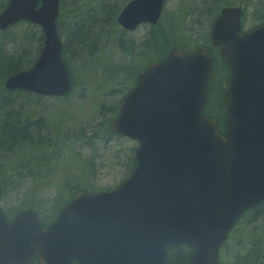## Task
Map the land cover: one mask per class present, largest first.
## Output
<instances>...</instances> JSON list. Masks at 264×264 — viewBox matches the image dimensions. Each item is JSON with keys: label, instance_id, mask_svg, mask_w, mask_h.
<instances>
[{"label": "water", "instance_id": "1", "mask_svg": "<svg viewBox=\"0 0 264 264\" xmlns=\"http://www.w3.org/2000/svg\"><path fill=\"white\" fill-rule=\"evenodd\" d=\"M166 0H130L124 31L158 22ZM60 0H8L0 32L19 22L43 34L33 66L8 77V91L62 97L71 81L57 32ZM242 6L213 19L209 41L228 68L224 131L205 115L211 52L171 50L149 63L108 124L137 143L131 175L112 190L80 191L42 225L25 209H0V264H166L169 247L191 249L187 264H219V250L242 214L264 201V22L242 32ZM2 189L0 187V197Z\"/></svg>", "mask_w": 264, "mask_h": 264}, {"label": "trees", "instance_id": "2", "mask_svg": "<svg viewBox=\"0 0 264 264\" xmlns=\"http://www.w3.org/2000/svg\"><path fill=\"white\" fill-rule=\"evenodd\" d=\"M7 1L8 0H0V12L4 9ZM250 2L254 9V26L261 25L264 22V0H190L189 6L180 7L172 14H166L164 9H162L158 22L155 25H151V30L145 41L140 44L141 46L139 47V50H136L133 53L135 56L134 59H130L131 62L123 65H116L109 72H103L104 69H102L101 66L95 68L92 64L89 65V69H86L87 71L96 74L99 71L101 77L98 79H103L102 77H105L107 74L104 82L112 83L116 81L117 83L123 84L124 92L115 104L105 105L100 103L98 108L99 115L102 116L103 114L108 113L109 118L106 121L107 123L117 117L121 99L134 86L137 74L144 69L147 64L164 59L171 50L179 49L189 52L197 46H205L210 50L213 59V69L208 81V97L205 114L217 121L218 131L222 134L224 130V109L226 108L227 103L229 71L224 63H222L218 55V50L213 48L209 43V30L213 19L218 15L221 8L241 3L244 11ZM64 4L65 0H61L60 15L57 18L56 27L62 42V59L72 85L71 91L69 92L70 94L75 89L87 88V81H90L91 84L95 82L93 79L89 80V78L86 77L85 82H76L74 75L71 72L70 61L68 60L69 52L72 51L71 47L75 49L74 53H77V57H82L84 49H89L90 46H95L97 44L94 36H96L97 39L100 38L101 33L104 31L103 24L106 23L108 17H104L105 12H100L98 15L97 13H93L94 9L92 8L88 10L85 9L81 14L82 16L77 12H74L75 15H70L71 24L66 27L63 25L62 18H60L64 12ZM122 7L123 6L118 7L116 13L111 18L114 24H116V17ZM201 17L206 18L205 28H207L202 29L203 31L201 30L199 32L200 35L201 33L204 34V37L200 43L198 42L195 44L197 41L195 39H188V36H186L185 33L191 29V24L189 23L194 22L196 18L198 19ZM21 24H26V27H29L28 30L24 33L14 31V28ZM118 27L115 26L117 29ZM124 33L126 32L120 28L118 33V41L120 45H122L123 39L121 36H123ZM4 34L9 36L10 40L16 42V48L11 51L0 45V187L2 193L6 190L18 192L24 188L26 193L34 195L35 192L33 191V188L28 189V187H24L27 181H31L33 184L38 185L42 182H52L56 180L59 183L60 190L51 197L52 206L49 212H46L45 215H43L40 205H33L30 202L27 203V201L22 202L20 206H12L11 213L8 211H3V213L7 219H12L20 211L26 208H32L37 211L42 224L45 225L56 218L61 207L77 192L86 191L88 193H97L103 190L93 188L94 184L90 177V175L92 176V163L90 160L85 161V166L83 168L86 169V174L82 177L80 176V179L77 181L78 184L67 183V181H70L68 180L69 176H64V174L59 178L56 176L53 178H39V173H45L47 169H50L48 166L51 159L54 160L55 158L56 161H58L60 147L64 146L66 142L65 138L68 136L69 132H67L66 128L64 131H60L59 127L55 126L53 130L49 129L48 132L43 133V126L41 125L42 120L37 119L36 121H32L33 119H31L30 115H25L26 111L21 109V112H19V109L21 108L19 105L22 102L29 103L43 97L24 91H8L4 88V82L8 77L20 71L28 70L33 66L34 62L40 55L42 48L43 35L41 30L36 25L29 22H20L9 27L5 31L0 32V38L4 36ZM62 38H64V40H62ZM32 40H36L34 53H32V49L28 44ZM190 45L191 47H189ZM136 60H140L141 62L139 68L134 64V66L132 65V62ZM80 66L81 68L78 69L79 71L82 70L84 63L80 64ZM217 75L220 76V81L215 83ZM224 75L225 77L222 78ZM214 93H218V98L215 100L212 99ZM67 95L61 97L60 101H68L69 98H67ZM224 97L225 100L223 102ZM20 98L22 99V102L19 104L18 100ZM212 106L218 107V109L222 111V114L219 112L212 113L210 111ZM46 123L49 125L48 122H45V124ZM107 123L103 122V124H97L96 126L98 128L96 126L95 128L88 127L87 143H91L94 138L100 139L101 142H106L111 136L117 137L118 139L124 138L119 134L109 132ZM82 133V130L78 133L79 135L76 132L74 139L79 141L84 139ZM128 140L133 141L132 139ZM135 147L136 144L126 153L127 158L125 166H127V173L122 181L127 179L134 170ZM47 149H50L48 154L45 153ZM22 151L28 152L27 158H20ZM5 153H10L7 159L12 157V160H4L2 157ZM51 201L48 200V202L41 205H48ZM38 210L41 212H38ZM243 223H245L246 227L245 238L249 241V248L242 254L244 244L240 239L236 241V245L233 244L231 246H228L226 241L222 246L221 252L224 249L225 253L228 254L227 256L231 257L232 261L220 260V264H264V201L255 208L245 212L237 222L231 235L234 233L237 226L240 224L242 225ZM190 253V248L185 245L169 247L166 250V264H187ZM32 264L39 263L35 260Z\"/></svg>", "mask_w": 264, "mask_h": 264}, {"label": "rangeland", "instance_id": "3", "mask_svg": "<svg viewBox=\"0 0 264 264\" xmlns=\"http://www.w3.org/2000/svg\"><path fill=\"white\" fill-rule=\"evenodd\" d=\"M128 1L129 0H65L64 12L60 18H62L63 25L66 27L71 24V17H69L70 15H73L74 12H77L81 15L85 9L88 10L92 8L94 9L93 13L95 14L105 12L104 17L108 18L106 23L104 22L105 24H103L104 31L101 33L100 38L97 39V37L94 36V39L97 42L95 46H90L89 49H84L82 57H77V53H74L75 49L71 47L72 51H70L68 55V60L70 61L71 65V72L74 75L76 82H85L86 77L89 78V80L93 79L95 81L94 83L91 84L90 81H87V88L75 89L72 93L67 95L69 100L66 102L63 100L60 101V98L57 99L52 97L36 99L29 103L22 102L21 98L18 100L19 104L22 102L19 105V107H21L19 112H21V109L26 111L25 115H30L31 119H33L32 121H36L37 119L42 120L41 125L43 126V133L48 132L49 129L53 130L55 126H58L60 131H64L66 128L67 132H69L68 136L65 138L66 142L64 146L60 147L58 161H56L55 158L54 160L51 159L48 166L50 169H47L45 173H39V178L41 179H43V177L53 178L54 176L59 178L64 174V176H69L68 180L70 181L66 180L67 183L70 182L76 184L80 179V176L82 177L86 174V169L83 168L85 166V161L90 160L92 163V176L90 175V177L92 183L94 184L93 188L104 191L110 188H115L127 173V166H125V161L127 158L126 153L132 146L135 145L133 141L128 140L127 138L118 139L117 137L111 136L106 140V142H101L100 139L94 138L91 143H87V128H95L97 124H103V122L107 123L106 121L109 118L108 113H105L102 116L99 115L100 113L98 108L100 103L105 105L115 104L116 101L121 97V94L124 92L122 86L123 84L117 83L116 81L112 83L104 82L106 80L107 74L105 77H102L103 79H98L101 77L99 75V71L96 74L87 71L86 69H89V65L92 64L95 66V68L97 66H101L102 69H104L103 72H109L112 68H114V66L129 63L132 59H134L135 54L133 53L136 50H139V47L141 46L140 44L145 41L148 33L151 30V25H140L134 31L124 33L123 36H121L123 42L122 45H120L118 41L120 27H118L119 25L117 22L114 24L111 18L116 13L117 8L124 6ZM189 1L190 0H166L163 7L164 12L166 14H172L180 7L182 8L189 6ZM105 8H108V10ZM244 11V28H249L255 25L253 14L254 9L251 2ZM189 24H191V29L186 31L185 35L188 36V39L190 40L195 39L197 41L195 44L198 42L200 43L204 37V34L201 33L200 35L199 32L202 29L207 28H205L206 18H196L194 22ZM115 26L118 27V29L115 28ZM28 28L29 27H26V24H21L15 27L14 31H20V33H24L28 30ZM62 40H64V38H62ZM15 43L16 42L10 40L9 36L6 34L0 38V45L8 50L12 51L15 49ZM28 44L32 49V53H34L36 40L30 41ZM189 47H191V45ZM82 63H84V66L82 70L79 71L78 69L81 68L80 64ZM133 64L139 68L141 62L140 60H136L132 62V65ZM224 77L225 75L222 78ZM219 78L220 76L217 75L215 83L220 81ZM217 98L218 93H214L212 99L215 100ZM224 100L225 97L223 102ZM210 111L212 113L219 112L222 114V111L219 110L218 107L212 106ZM45 122H48L49 125H47V123L45 124ZM80 130L83 131L82 137H84V139L81 141L74 139L75 133H80ZM49 152L50 149L45 151L46 154ZM9 154L10 153H5L2 158L6 161L12 160V157L7 159ZM27 157L28 152L22 151L20 158L23 159ZM24 187H28V189L33 188V191L35 192L34 195L31 193H26L24 188L18 192L6 190L0 197V208L3 211H8L11 213L12 206L17 207L20 206L22 202L27 201V203L30 202L33 205H40L41 211L43 215H45V213H48L51 209V197L60 190L59 183L56 180L52 182H42L38 185L33 184L31 181H27ZM48 200L51 201L48 205H41L48 202ZM41 211L38 210V212ZM243 224L238 225L234 233L232 235L230 234V239L228 238L229 240H227V245L231 246L233 244L236 245V241L240 239L244 244L242 254L249 248V241H247L245 238V223ZM227 255L228 254H226L225 250L223 249L220 254V260L231 262V257Z\"/></svg>", "mask_w": 264, "mask_h": 264}, {"label": "flooded vegetation", "instance_id": "4", "mask_svg": "<svg viewBox=\"0 0 264 264\" xmlns=\"http://www.w3.org/2000/svg\"><path fill=\"white\" fill-rule=\"evenodd\" d=\"M243 16H244V14H243L242 17H241V18H242V32H246V31H249V30H251V29L257 27V26H254V25H253V26H251V27H249V28H244ZM258 26H260V25H258ZM209 43H210V42H209ZM217 50H218V49H217ZM43 98H45V97H43ZM227 105H228V92H227V103H226V108L224 109V114H225V115H226V111H227ZM224 121H225V117H224ZM18 135H19V134H18ZM1 210H2V209H1ZM2 213H3V210H2ZM3 214H4V213H3ZM244 214H245V212L242 214V216H243ZM4 216H5V215H4ZM242 216H241V217H242ZM241 217H240V218H241ZM9 220H10V219H9ZM238 221H239V220H238ZM238 221H237V222H238ZM237 222H236V224H237ZM236 224H235V226H236ZM235 226H234V228H235ZM234 228H233V229H234ZM232 231H233V230H232ZM232 231H231V232H232ZM231 232H230V233H231Z\"/></svg>", "mask_w": 264, "mask_h": 264}, {"label": "bare ground", "instance_id": "5", "mask_svg": "<svg viewBox=\"0 0 264 264\" xmlns=\"http://www.w3.org/2000/svg\"><path fill=\"white\" fill-rule=\"evenodd\" d=\"M105 9L108 10V8H105ZM16 74H17V73H16ZM13 75H15V74H13ZM13 75H12V76H13ZM10 77H11V76H10ZM4 83H5V82H4ZM4 88H5V87H4Z\"/></svg>", "mask_w": 264, "mask_h": 264}]
</instances>
